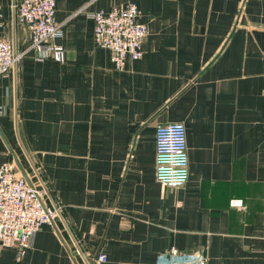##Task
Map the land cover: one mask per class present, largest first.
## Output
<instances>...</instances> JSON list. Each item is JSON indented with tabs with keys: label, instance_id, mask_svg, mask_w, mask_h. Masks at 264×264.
Instances as JSON below:
<instances>
[{
	"label": "crops",
	"instance_id": "crops-1",
	"mask_svg": "<svg viewBox=\"0 0 264 264\" xmlns=\"http://www.w3.org/2000/svg\"><path fill=\"white\" fill-rule=\"evenodd\" d=\"M17 1L0 0L13 52L28 34ZM128 1L147 30L116 69L86 10ZM54 2L64 59L27 49L0 75V164L61 211L0 264H158L170 248L264 264V0ZM170 121L185 128L177 188L154 179V127Z\"/></svg>",
	"mask_w": 264,
	"mask_h": 264
},
{
	"label": "built area",
	"instance_id": "built-area-1",
	"mask_svg": "<svg viewBox=\"0 0 264 264\" xmlns=\"http://www.w3.org/2000/svg\"><path fill=\"white\" fill-rule=\"evenodd\" d=\"M54 0H18L14 3L16 20L27 28V46L13 52L11 43L0 37V75L16 63L22 52L31 49L38 59H64L63 46L55 41L61 35L60 22L54 16ZM92 20V40L107 49L112 67L124 68L128 60L142 54L141 42L146 24L137 20L138 9L128 1L108 9L86 10ZM188 177L185 128L179 121L154 127V179L162 187L177 188ZM61 205H48L37 184L17 175L8 162L0 164V247L15 249L16 258L30 247L41 225L53 226L60 215ZM97 261L105 255L98 253ZM202 249L178 252L170 248L158 264H205Z\"/></svg>",
	"mask_w": 264,
	"mask_h": 264
},
{
	"label": "trees",
	"instance_id": "trees-1",
	"mask_svg": "<svg viewBox=\"0 0 264 264\" xmlns=\"http://www.w3.org/2000/svg\"><path fill=\"white\" fill-rule=\"evenodd\" d=\"M38 186V185H37ZM39 187V186H38Z\"/></svg>",
	"mask_w": 264,
	"mask_h": 264
}]
</instances>
